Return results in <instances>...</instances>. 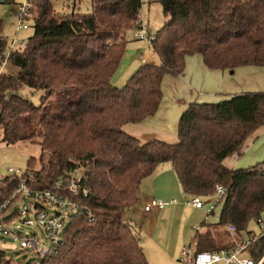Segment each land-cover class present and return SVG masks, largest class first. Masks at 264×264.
<instances>
[{"label":"trees","instance_id":"16d2710c","mask_svg":"<svg viewBox=\"0 0 264 264\" xmlns=\"http://www.w3.org/2000/svg\"><path fill=\"white\" fill-rule=\"evenodd\" d=\"M32 2V35L6 62L7 42L0 37L2 65L18 68L0 74L1 142L40 148L23 176L32 172L40 188L80 164L90 188L84 204L95 217L91 222L73 219L64 244L44 264H147L139 227L127 212L136 205L141 181L162 164L171 166L190 196H211L216 186L225 189L217 228L225 233L230 225L235 233L228 242L199 233L196 252L231 251L247 242L248 224L264 212V163L229 170L222 161L264 128V92L189 104L175 144H140L122 127L155 114L163 79L182 75L188 56L199 55L211 70L264 68V0H158L167 22L149 45L159 64L140 66L120 89L112 78L125 54L126 33L140 23L141 0H91L89 15L66 16L54 13L52 0ZM24 89L39 94L37 105ZM35 162L40 168L31 171ZM3 181L0 200L19 177ZM244 251L257 264L264 255V236Z\"/></svg>","mask_w":264,"mask_h":264},{"label":"crops","instance_id":"0c3cea01","mask_svg":"<svg viewBox=\"0 0 264 264\" xmlns=\"http://www.w3.org/2000/svg\"><path fill=\"white\" fill-rule=\"evenodd\" d=\"M142 24L148 32L153 33L144 21H142ZM145 64L158 65L159 59L157 62L152 56L146 62L141 61L139 65ZM126 68H133L130 71H135L136 69L133 65ZM167 77L169 78L165 79V77V82H163L164 87H166L165 94L166 92L169 94L170 86L175 91L170 94V104L164 105L163 108L161 107L162 109H157L155 112L154 115L158 116L157 119H150V116L139 124L129 123L122 127L125 134L135 138L140 144L155 140L167 144L178 142V138L175 135L177 130L172 135L175 129L173 125L175 127L177 117L180 115L178 118L180 119L188 105L192 103L191 98L188 99L187 103L184 102L183 91L188 87H197L202 90V94L193 92V98L199 97L194 99L196 103H216L211 101H217V95L221 94L227 95L225 97H230L244 93L264 92V68L240 67L236 68L233 73L227 70H211L204 66L199 55L186 58L182 75ZM168 106L171 107L172 111L166 110ZM168 116L171 117V121L167 120ZM258 140H260L261 147L253 152V157L248 162L242 165L241 160L250 152L252 146ZM245 143V147L238 153L228 156L222 161V165L225 168L235 170L255 167L264 163V128L254 131ZM4 176H6V173L4 174V170L0 169V178ZM192 197L182 191L177 177L169 164L160 165L150 176L141 181L136 205L127 212V218L134 225L139 226V243L147 259V264H175L183 249L190 248L194 250L193 246L197 242L198 234H201L206 228H212L210 233L213 236L220 232L217 228L218 223L210 225L205 223L208 222L209 216H212L218 207L222 208V205H218L210 214H207L205 209L209 205L211 196L200 197L202 201H206L203 209H195L186 205V201ZM152 199L165 203V207L162 210H153L150 213L143 212V205ZM172 200L176 204H170ZM219 217L220 212L218 222ZM261 217L264 218V212ZM254 224L255 229L249 230L250 234L258 232L257 223L254 222ZM239 246L241 245H236V248Z\"/></svg>","mask_w":264,"mask_h":264},{"label":"built area","instance_id":"2783aa9c","mask_svg":"<svg viewBox=\"0 0 264 264\" xmlns=\"http://www.w3.org/2000/svg\"><path fill=\"white\" fill-rule=\"evenodd\" d=\"M0 2L11 7V14L17 19V32L32 29L36 18L32 0H0ZM139 21L140 23L135 25L132 38L135 41L149 43L154 39L155 33L148 32L142 20ZM6 42L7 55L4 57V62L9 54L23 48L26 40L14 37ZM29 173L26 178L23 177L25 170L8 168L6 176L0 178L2 183L9 175L19 177L18 183L10 194L0 200V238L16 242L19 252L25 253L28 257L26 264H44L64 244V236L73 219L85 218L91 222L95 217L84 204V200L89 198L90 188L86 169L80 164L49 187H38L33 180V173ZM224 196L225 189L216 186L209 205L205 209L206 213L210 214L220 205ZM170 204H176V202L172 200ZM165 205L161 201L152 199L143 205L142 210L150 213L153 210H162ZM186 205L195 209L204 208V202L198 196H193L186 201ZM256 223L258 232L250 234L248 241L238 248L214 253L196 252L190 248L183 249L176 264H254L244 249L249 242L264 236V222L258 219ZM38 227L43 230L44 236L39 233ZM225 229L232 235L235 233L233 226L228 225ZM12 263V259L7 258L6 251L0 248V264ZM263 263L264 255L257 264Z\"/></svg>","mask_w":264,"mask_h":264},{"label":"rangeland","instance_id":"374dc122","mask_svg":"<svg viewBox=\"0 0 264 264\" xmlns=\"http://www.w3.org/2000/svg\"><path fill=\"white\" fill-rule=\"evenodd\" d=\"M143 2V5L141 7L139 17L140 20L144 21L146 25H148L149 30L151 32H156L160 30L164 23L167 22L165 20L164 15L162 13L161 7L159 3H157V0H141ZM52 6L54 13L60 16H66V15H71V14H80V15H89L91 13V0H52ZM11 7L7 4L1 3L0 2V37L3 38L6 41H9L13 39L14 37H17L19 40H26L32 35V30H27V31H16V24H17V19L11 14ZM133 30H130L126 33V50L125 54L122 57L120 64L118 66V70L115 73V76L112 78V84L116 88H122L124 87L126 81L138 68L139 64L141 61L146 62L149 60L152 56L155 58V61L158 62L157 56L152 52L151 47L149 43L145 41H135L133 40ZM7 55L6 49L2 52V56L5 57ZM133 65L135 71H130L132 69L126 68L130 67ZM18 68L13 67L10 64L2 65V59H1V54H0V74H11V73H17ZM169 77H166L167 79ZM165 79H163V82H165ZM173 79V78H172ZM162 82V100L161 103L158 107L160 109L161 107L163 108L164 105H169L170 104V94L175 91L171 86L169 87V94H165L166 87H164ZM164 92V94H163ZM193 92H196L198 94H202V90L198 89L197 87H188L184 89L183 94H184V102L187 103L188 99L191 98L192 103L194 102L193 98ZM23 94L31 100L35 105L39 103V94L35 93L32 94L30 91L27 89H24ZM227 95L221 94L217 95V101H211V102H220L223 100L228 99L229 97H225ZM164 102V104H163ZM174 102V101H173ZM196 103V102H195ZM161 108V109H162ZM166 110L172 111L171 107H167ZM180 116V115H179ZM177 117V123H178V118ZM158 116L152 115L150 119L156 120ZM168 121H171V117L168 116ZM175 123V127L173 125L174 131L172 135L175 133V130L178 128V124ZM154 132V130H152ZM156 132V131H155ZM151 133V132H150ZM177 136V134L175 133ZM252 135V134H251ZM250 135V136H251ZM1 131H0V169L4 170V174H7L8 168H13V169H20V170H25L27 167V161L30 158L38 160L39 154H40V148L36 145L29 144V143H17L14 145H9L6 146L1 142ZM158 136V135H154ZM249 138V137H248ZM247 138V139H248ZM176 139V138H175ZM174 139V140H175ZM246 139V140H247ZM245 140V142H246ZM244 142L242 149L245 147L246 143ZM260 140H258L254 146H252L250 152L245 155V157L241 160V164L243 165L245 162H248L249 159L252 156L253 152L258 150L260 148ZM243 157V155H242ZM264 169V164L262 165ZM40 168L38 162H35V164L32 166L31 171H36ZM206 202V201H203ZM220 206V205H219ZM221 207H218L213 215L209 216L210 219L208 222L205 224H217L218 223V215L220 212ZM263 214V213H262ZM261 214V215H262ZM260 218L264 221V218ZM255 221H251L248 224V231L251 229H255ZM139 226H137L138 228ZM212 228H206L205 231H203L201 234L205 233H210ZM39 233L44 236L43 230L38 227ZM220 232L216 233L217 237H220L221 241L225 239L226 242L229 241V236L232 235L229 232L223 231V229H219ZM214 234V235H216ZM216 241L218 239L215 238ZM224 242V241H223ZM0 248L6 251L7 258L12 259V264L17 263V262H22L23 264H26L28 261V257L26 256L25 253H20L18 250V245L16 242L10 240V239H5V238H0ZM26 257V258H25ZM179 257V256H178ZM178 259V258H177ZM176 264V263H175Z\"/></svg>","mask_w":264,"mask_h":264}]
</instances>
